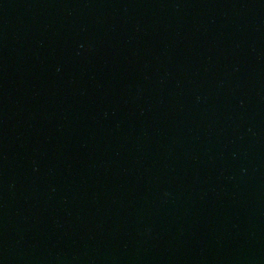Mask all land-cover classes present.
Instances as JSON below:
<instances>
[{"label": "water", "instance_id": "1", "mask_svg": "<svg viewBox=\"0 0 264 264\" xmlns=\"http://www.w3.org/2000/svg\"><path fill=\"white\" fill-rule=\"evenodd\" d=\"M0 264H264V0H0Z\"/></svg>", "mask_w": 264, "mask_h": 264}]
</instances>
